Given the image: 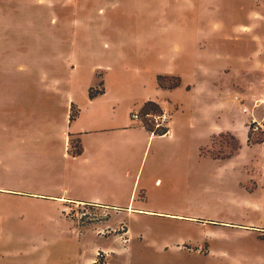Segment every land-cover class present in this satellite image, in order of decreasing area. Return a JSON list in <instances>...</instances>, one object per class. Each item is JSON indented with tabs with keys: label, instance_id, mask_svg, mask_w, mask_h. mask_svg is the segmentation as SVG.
Masks as SVG:
<instances>
[{
	"label": "rangeland",
	"instance_id": "obj_1",
	"mask_svg": "<svg viewBox=\"0 0 264 264\" xmlns=\"http://www.w3.org/2000/svg\"><path fill=\"white\" fill-rule=\"evenodd\" d=\"M148 103L209 114L214 148L123 133L116 207L69 202L94 190L62 132ZM263 140L264 0H0V264H264Z\"/></svg>",
	"mask_w": 264,
	"mask_h": 264
},
{
	"label": "crops",
	"instance_id": "obj_2",
	"mask_svg": "<svg viewBox=\"0 0 264 264\" xmlns=\"http://www.w3.org/2000/svg\"><path fill=\"white\" fill-rule=\"evenodd\" d=\"M183 87L185 86L182 82V86L176 91L181 90ZM191 90V86L190 88L186 87L187 92H191ZM159 91L164 90L158 89L156 92L158 93ZM105 94L106 92H104V95ZM148 100L154 101L152 99H145L144 102L146 103ZM181 109L182 107L179 106V109L172 113V118L169 124L170 131L164 136H176L178 141L177 148L181 151L192 150L198 152L203 148L204 144L214 148L212 139L221 134V129L213 124H209V121L211 120L210 115H184ZM79 118L80 111L78 110V116L75 120L69 122V128H71L72 123L79 120ZM176 124H179V132H177L175 129ZM90 125L91 127L89 129L74 132L73 134L68 133V130V134L66 131L62 132L65 145L68 144V137L78 138L81 142L83 154L80 157L75 158L68 152H66L65 155H68L70 157L69 159H71L73 162H83L86 172L84 176H80L82 178L81 183L85 184V187L83 188L88 189L90 187L91 190H94L93 192L87 194L88 196L86 198L78 196L76 199H70L68 201L74 204L100 205L102 207L114 208L116 207L115 205H108L104 203L99 196L105 191H112L113 188L111 186H118L124 176L129 177V169L131 167L130 165L133 162L131 150L132 148L139 149V143H133L126 139H122L121 135L123 133L128 134L132 132L135 133L137 131H143V133L150 135V140L162 139L164 136L152 135L138 126L122 127L119 126L112 117H105L101 115L95 117L93 116V118L90 120ZM69 131H71V129H69ZM243 141L248 142L247 126L245 135L243 136ZM233 157L227 158L221 162L218 161L219 159H215L214 157V159L211 158L210 160L211 162L217 163L218 165L221 163V166L223 167L232 168L235 165V160H233ZM157 166H152V170L158 172L156 169ZM84 195L86 194L84 193ZM50 198H55L58 200L64 199L58 196H50ZM92 261L93 260H88L87 264H92L94 262Z\"/></svg>",
	"mask_w": 264,
	"mask_h": 264
},
{
	"label": "built area",
	"instance_id": "obj_3",
	"mask_svg": "<svg viewBox=\"0 0 264 264\" xmlns=\"http://www.w3.org/2000/svg\"><path fill=\"white\" fill-rule=\"evenodd\" d=\"M132 118L138 121L144 130L147 128L152 132H157L169 127L172 114L167 109H161L158 113H149L145 116L135 113L132 114Z\"/></svg>",
	"mask_w": 264,
	"mask_h": 264
},
{
	"label": "trees",
	"instance_id": "obj_4",
	"mask_svg": "<svg viewBox=\"0 0 264 264\" xmlns=\"http://www.w3.org/2000/svg\"><path fill=\"white\" fill-rule=\"evenodd\" d=\"M180 84H181V82L176 84L175 87L169 88V89H172V90L176 89L177 87L180 86ZM99 94L100 95H104V92H100ZM89 98H90V100H93L95 98V96L90 94ZM157 112H160V109L158 108V106H156L154 103H148V104L145 105V107L143 109L142 116H145L146 114H149V113H157ZM77 116H78V114L76 115V117ZM76 117L70 118V119L73 121ZM139 127L142 128V125L140 124ZM145 130L147 132L151 133L152 135L164 136V135L168 134V132L170 131V128L169 127L168 128H164V129L159 130L157 132H152L151 130H149L147 128ZM248 138H250V135H248ZM79 143H80V145L78 147V150L75 153H72V151L69 152V154L72 155L75 158L76 157H80L83 154V148H82L81 142L79 141ZM261 143H264V140Z\"/></svg>",
	"mask_w": 264,
	"mask_h": 264
}]
</instances>
